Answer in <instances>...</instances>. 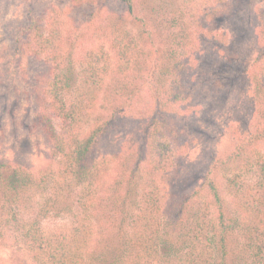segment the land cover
<instances>
[{
    "label": "trees",
    "instance_id": "trees-1",
    "mask_svg": "<svg viewBox=\"0 0 264 264\" xmlns=\"http://www.w3.org/2000/svg\"><path fill=\"white\" fill-rule=\"evenodd\" d=\"M20 1L27 21L10 35L17 55L48 69L31 89L48 152L33 171L0 152L8 263L264 264V0L247 52L225 27L245 0H68L72 10L36 12ZM231 89L250 117L230 120L231 150L191 170L203 102ZM48 217L66 219L62 232L46 235Z\"/></svg>",
    "mask_w": 264,
    "mask_h": 264
},
{
    "label": "rangeland",
    "instance_id": "rangeland-1",
    "mask_svg": "<svg viewBox=\"0 0 264 264\" xmlns=\"http://www.w3.org/2000/svg\"><path fill=\"white\" fill-rule=\"evenodd\" d=\"M109 3L110 6L115 5L113 0ZM244 3V7L236 11L225 22V27L232 46L247 52L254 44L256 26L254 11L259 2L258 0H245ZM49 4L72 10L68 0H33L31 8L33 12H36ZM75 10L73 13L80 17L89 10V7ZM26 13L24 2L0 0V77L5 86L2 88V90L5 89L4 101L0 106V152L13 161L23 163L33 171L46 161L45 154L48 152V146L42 127L33 114L35 102L31 89L36 81V87L42 88L48 76V69L43 61L29 57V55L19 56L14 52V44L10 35L11 27L27 21ZM202 112L201 124L204 128L201 131L203 132L196 136L199 144L191 152L193 159L191 170L195 168L196 171H201L211 156L222 155L232 149L233 134L231 131L239 128L234 124L228 126L232 123L230 120L235 119L233 123L243 124L250 117L247 103L242 94L235 89L226 91L223 95L208 96L203 102ZM263 145L260 147L264 148ZM99 147L102 150L114 148L110 143V138L104 139ZM39 198V193L34 194L33 199L27 203L28 208L23 207L25 216L35 208V201ZM65 223V218L56 217H48L42 221L46 235L62 232ZM3 259L7 261L6 264H9L7 252L0 250V260Z\"/></svg>",
    "mask_w": 264,
    "mask_h": 264
}]
</instances>
